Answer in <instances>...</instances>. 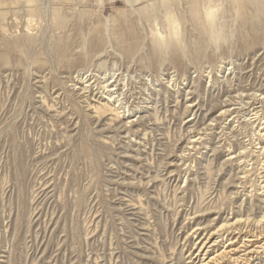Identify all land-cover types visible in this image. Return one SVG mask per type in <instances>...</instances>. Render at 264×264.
Here are the masks:
<instances>
[{
    "label": "rangeland",
    "instance_id": "obj_1",
    "mask_svg": "<svg viewBox=\"0 0 264 264\" xmlns=\"http://www.w3.org/2000/svg\"><path fill=\"white\" fill-rule=\"evenodd\" d=\"M31 2L0 0V264H188L239 170L238 205L259 192L264 18L231 0L155 3L150 19Z\"/></svg>",
    "mask_w": 264,
    "mask_h": 264
},
{
    "label": "bare ground",
    "instance_id": "obj_2",
    "mask_svg": "<svg viewBox=\"0 0 264 264\" xmlns=\"http://www.w3.org/2000/svg\"><path fill=\"white\" fill-rule=\"evenodd\" d=\"M9 2H13L17 5H22L23 7H27V10L25 11L32 12L33 9L31 0H6ZM111 3H121L123 4L122 10H117L119 17L122 19L124 18H144L150 19V16H152V11H147V9L152 8L151 6L155 3L164 4L165 2H173V4L184 6L186 9H190L193 12H196L198 7L202 3H209V0H109ZM238 8L245 9L246 6L254 5L256 14L255 16H261L264 18V0H231ZM100 2V1H99ZM141 7H137L140 6ZM206 5V4H205ZM36 8V7H34ZM160 8V7H159ZM165 9V8H164ZM167 9V8H166ZM162 10V9H161ZM157 11V10H156ZM164 11V10H163ZM154 13V12H153ZM157 13V12H156ZM252 13V14H254ZM27 14V15H28ZM169 12H164V19L168 18ZM158 17V16H156ZM156 19V18H155ZM157 20V19H156ZM247 66V65H246ZM247 68V67H246ZM261 71V70H260ZM256 73V72H255ZM256 75V74H255ZM93 76V75H92ZM263 77V76H262ZM172 78V77H171ZM87 80V79H86ZM261 80V79H260ZM157 81V80H156ZM247 81V80H246ZM109 82V81H108ZM168 83V82H167ZM171 83V82H170ZM90 84V82H89ZM99 84V83H98ZM101 84V83H100ZM253 84V83H252ZM231 85V84H229ZM255 85V84H254ZM264 85V84H263ZM263 85H260L257 88V91L262 92L264 90ZM85 86V84H84ZM100 87V86H99ZM255 89V88H254ZM120 90V89H119ZM225 90V88H224ZM103 91V90H102ZM230 91V90H229ZM233 91V90H232ZM162 92V91H161ZM93 93V92H92ZM99 93V92H98ZM228 95V94H227ZM239 95V94H238ZM262 95V94H261ZM260 95V96H261ZM264 95V94H263ZM105 96V95H104ZM113 96V95H112ZM116 96V95H115ZM152 96V95H151ZM236 96V95H235ZM62 97V96H61ZM264 97V96H263ZM106 98V97H105ZM109 98V97H108ZM111 99V98H110ZM234 99V98H233ZM251 99V98H250ZM193 100V99H192ZM230 100V99H229ZM228 100V101H229ZM249 100V99H248ZM262 99L254 98L251 104H259L261 103ZM155 101V100H154ZM221 101V100H220ZM250 101V100H249ZM233 102V101H232ZM231 102L229 105L228 103L223 105V109H226V107L234 105ZM263 102V101H262ZM238 103V102H237ZM236 103V104H237ZM103 104V103H102ZM250 104V105H251ZM187 105V104H186ZM259 105H262L259 104ZM234 107V106H233ZM254 107V106H250ZM258 107V106H257ZM187 108L190 111L195 110V106L189 102L187 105ZM256 108V105H255ZM261 108V107H260ZM259 108V109H260ZM187 109V110H188ZM222 109V108H220ZM235 109H232V112L229 114H233ZM237 110V109H236ZM252 112L255 110H251ZM264 111V110H263ZM56 112V111H55ZM189 112V111H188ZM261 112V110H258L254 115ZM109 113V112H108ZM182 113V112H181ZM226 111L220 112V114H225ZM193 114V113H192ZM236 114V113H235ZM264 114V112H261V115ZM95 115V114H94ZM253 115V117H255ZM259 115V114H258ZM260 115V117H261ZM98 116V115H97ZM120 116V115H119ZM192 116V115H191ZM226 116V114H225ZM236 116V115H235ZM195 117V116H194ZM213 117V116H212ZM237 117V116H236ZM243 117V116H242ZM259 117V119H260ZM191 118V117H190ZM258 119V116L256 117ZM132 120V119H131ZM205 120V119H204ZM214 120V118H213ZM255 122V119H253ZM261 124L259 125L260 128H258L262 133H259V136L257 134L258 138V144L260 145L257 152L262 157L258 158V166L260 169L257 170H264V116L260 119ZM216 122V121H215ZM241 122V121H240ZM252 122V121H251ZM148 123V122H147ZM189 123V122H187ZM195 123V122H194ZM197 123V122H196ZM206 124V123H205ZM209 126V125H208ZM207 126V128H208ZM216 126V125H215ZM263 126V127H262ZM203 127V125H202ZM154 128V127H153ZM188 128V127H187ZM132 129V128H131ZM189 129V128H188ZM210 129V128H209ZM204 130V129H203ZM247 130V129H246ZM206 131V130H205ZM223 131V130H222ZM192 132V130H191ZM211 132V131H210ZM229 132V131H228ZM259 132V131H258ZM195 133V132H194ZM202 133V132H201ZM256 134V132H254ZM196 134H198L196 132ZM205 135V134H204ZM194 136V134H193ZM223 136V135H222ZM203 137V136H202ZM200 138V137H199ZM190 139V138H189ZM191 140V139H190ZM189 140V141H190ZM188 141V142H189ZM248 142V141H247ZM197 140H192L190 142L191 145L188 146V149L192 145H196ZM188 145V144H187ZM252 145V144H251ZM257 145V144H256ZM197 146V145H196ZM187 148V147H186ZM196 148V147H195ZM224 149V148H223ZM231 149V148H230ZM194 150V149H193ZM236 150V149H235ZM211 151V150H210ZM241 151V150H240ZM243 151V150H242ZM245 151V150H244ZM251 151V150H250ZM253 151V150H252ZM232 152V151H231ZM247 152V151H246ZM256 152V154H257ZM180 153V152H179ZM192 153V152H191ZM173 154V153H172ZM186 155V154H185ZM184 155V156H185ZM190 155V154H189ZM188 155V156H189ZM230 156L227 158V160L230 162V160H240V162L247 163V154L245 152H239L235 155V151L229 154ZM251 155V154H250ZM172 157V156H171ZM180 158V157H179ZM253 158V157H252ZM178 159V158H176ZM183 159V158H182ZM243 159V160H242ZM246 159L247 161H245ZM180 160V159H178ZM242 160V161H241ZM147 161V160H146ZM176 161V160H175ZM182 161V160H181ZM251 161V160H249ZM253 161V160H252ZM170 162V161H169ZM207 162V161H206ZM211 161H209L210 163ZM234 162V161H233ZM171 163V162H170ZM253 163V162H252ZM232 164V162H231ZM241 164V163H240ZM243 164V163H242ZM241 164V165H242ZM251 164V163H250ZM249 164V166H250ZM254 164V163H253ZM52 165V164H51ZM152 165V164H151ZM170 165V164H169ZM246 165V164H245ZM227 166V165H226ZM238 167V165H237ZM233 168V167H232ZM243 168V167H241ZM245 168V167H244ZM256 168V166H255ZM145 169V168H144ZM239 170V169H238ZM237 170V171H238ZM41 171V170H40ZM148 171V170H147ZM240 175L242 177L236 178L235 182L236 184L233 186H230L233 188V191L230 194V208L229 212L227 214L218 212L217 218L214 220L209 221L206 225H200L195 224L192 234L190 235L193 239L192 241V248L194 250L195 255L191 254L189 256V263L188 264H264V175L260 176L262 173H258V181H257V189L254 194H256V198L252 202L251 200H246L244 202H239L241 196H246L247 193L244 185V179L247 178L248 174L250 173L248 170L241 169ZM170 172V171H169ZM188 172V171H187ZM235 172V171H234ZM259 172V171H257ZM171 173V172H170ZM169 173V174H170ZM236 173V172H235ZM156 175V174H155ZM167 175V173H166ZM237 175V174H235ZM234 175V176H235ZM250 175V174H249ZM154 176V175H153ZM251 176V175H250ZM253 176V174H252ZM251 176V177H252ZM155 177V176H154ZM171 177V176H170ZM174 178V177H173ZM178 178V177H177ZM233 178V177H232ZM253 179V178H252ZM256 179V178H255ZM173 180V179H171ZM169 180V181H171ZM46 181V180H45ZM253 181V180H252ZM233 182V181H232ZM39 183V182H38ZM186 183V182H185ZM247 183V182H246ZM251 183V181H250ZM249 184V183H248ZM247 184V185H248ZM255 184V181H254ZM47 185V184H46ZM252 185V184H251ZM191 187V186H190ZM248 187V186H247ZM250 187V186H249ZM255 189V188H254ZM250 190V189H247ZM231 191V190H230ZM251 191H254L251 189ZM250 191V193H251ZM130 192V191H129ZM247 197V198H248ZM242 199V198H241ZM241 201V200H240ZM216 202V201H215ZM127 204V203H126ZM39 206V205H38ZM133 207V206H132ZM120 208V207H119ZM130 208V207H129ZM222 210V209H220ZM222 215H225L223 217ZM131 216V215H130ZM204 216V215H203ZM222 217L224 218L223 221L221 220ZM197 218V217H196ZM219 220L222 221L220 225H217ZM214 222V223H213ZM190 238V237H189ZM191 243V242H190ZM139 246V245H138ZM148 248V247H147ZM191 249V248H190ZM35 251V250H34ZM135 251V250H134ZM193 253V252H192ZM170 259V258H169ZM172 259V258H171ZM172 261V260H171ZM53 263V262H52ZM177 264V263H176ZM185 264V263H184Z\"/></svg>",
    "mask_w": 264,
    "mask_h": 264
}]
</instances>
